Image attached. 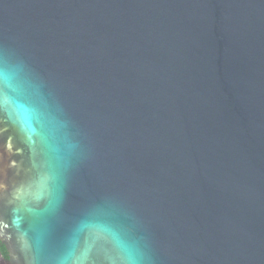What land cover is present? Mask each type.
I'll return each instance as SVG.
<instances>
[{
    "label": "water",
    "instance_id": "obj_1",
    "mask_svg": "<svg viewBox=\"0 0 264 264\" xmlns=\"http://www.w3.org/2000/svg\"><path fill=\"white\" fill-rule=\"evenodd\" d=\"M0 72L3 264H264V0H0Z\"/></svg>",
    "mask_w": 264,
    "mask_h": 264
},
{
    "label": "snow or ice",
    "instance_id": "obj_2",
    "mask_svg": "<svg viewBox=\"0 0 264 264\" xmlns=\"http://www.w3.org/2000/svg\"><path fill=\"white\" fill-rule=\"evenodd\" d=\"M2 78H3V72H0V79ZM62 200H63L62 191L54 189L51 194V202H50V211L53 215H55L59 211Z\"/></svg>",
    "mask_w": 264,
    "mask_h": 264
},
{
    "label": "trees",
    "instance_id": "obj_3",
    "mask_svg": "<svg viewBox=\"0 0 264 264\" xmlns=\"http://www.w3.org/2000/svg\"><path fill=\"white\" fill-rule=\"evenodd\" d=\"M0 252L4 258H7V252H6L5 247L3 245H0Z\"/></svg>",
    "mask_w": 264,
    "mask_h": 264
},
{
    "label": "flooded vegetation",
    "instance_id": "obj_4",
    "mask_svg": "<svg viewBox=\"0 0 264 264\" xmlns=\"http://www.w3.org/2000/svg\"><path fill=\"white\" fill-rule=\"evenodd\" d=\"M0 245H2V244H0ZM3 259H5V258L2 256V254L0 252V264H3Z\"/></svg>",
    "mask_w": 264,
    "mask_h": 264
}]
</instances>
